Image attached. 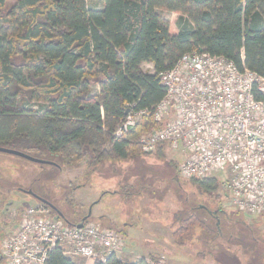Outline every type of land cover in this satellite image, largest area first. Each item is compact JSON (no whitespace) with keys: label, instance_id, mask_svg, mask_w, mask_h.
Masks as SVG:
<instances>
[{"label":"trees","instance_id":"16d2710c","mask_svg":"<svg viewBox=\"0 0 264 264\" xmlns=\"http://www.w3.org/2000/svg\"><path fill=\"white\" fill-rule=\"evenodd\" d=\"M158 9L184 16L174 28ZM194 50L264 75V0H0V146L61 168L85 155L87 163L135 158L140 137L160 123L147 115L125 137L117 126L131 107L152 110L165 95L158 73ZM194 180L207 193L219 187L215 177ZM178 220L179 244L202 226L196 216ZM46 264L79 263L57 247ZM94 264L148 263L112 254Z\"/></svg>","mask_w":264,"mask_h":264},{"label":"built area","instance_id":"2783aa9c","mask_svg":"<svg viewBox=\"0 0 264 264\" xmlns=\"http://www.w3.org/2000/svg\"><path fill=\"white\" fill-rule=\"evenodd\" d=\"M158 74L163 98L152 110L128 109L116 136H127L153 115L160 126L138 140L143 154L165 149L163 144L181 148L179 174L185 179L212 177L228 166L223 188L233 204L250 215L264 212V75L204 50L183 53ZM57 247L84 264L125 253L115 229L93 222L70 225L40 202L25 203L19 227L2 240L0 256L5 264H46ZM146 260L168 264L163 258Z\"/></svg>","mask_w":264,"mask_h":264},{"label":"rangeland","instance_id":"374dc122","mask_svg":"<svg viewBox=\"0 0 264 264\" xmlns=\"http://www.w3.org/2000/svg\"><path fill=\"white\" fill-rule=\"evenodd\" d=\"M100 2L87 0L90 6ZM158 12L174 28L184 16L166 9H158ZM143 68L152 70L149 63H144ZM92 89L94 93L99 91L97 85ZM31 102L35 108L43 103L41 100ZM163 145L166 146L163 151L140 153L127 160L87 163L85 155L81 163L62 168L0 152V226L2 220L12 223L11 230L0 227V234L4 232L0 236V246L2 240L19 227L25 203H40L22 191L31 189L69 211L67 219L74 223L84 220L91 212L87 222L100 228L111 226L123 237L124 243L139 252L134 254L146 255L154 249L161 253L163 243L159 241L160 238L165 241V238L148 227L153 221V213L164 212V204H169L171 209L175 205H185L182 217L196 216L202 221V226L195 227L193 239L182 244V249L190 252L191 258L196 252L201 257L198 261L204 264H264V212L250 215L233 204L223 188L229 177L228 166L213 173L219 187L216 192L207 193L197 180L180 176L179 166L185 156L182 149ZM135 200L138 205L122 211L125 203ZM3 208L6 210L2 211ZM120 227L128 230H119ZM146 239L154 242L148 243ZM190 255L186 257L190 258ZM118 256L124 261L141 259L131 253ZM190 261L188 263L192 264ZM0 264H5L1 256Z\"/></svg>","mask_w":264,"mask_h":264},{"label":"crops","instance_id":"0c3cea01","mask_svg":"<svg viewBox=\"0 0 264 264\" xmlns=\"http://www.w3.org/2000/svg\"><path fill=\"white\" fill-rule=\"evenodd\" d=\"M149 65L152 68V64L149 63ZM144 66V64H143ZM98 90H99V86H98ZM99 92V91H98ZM143 154V153H142ZM178 173L176 175V178H178ZM17 199V198H14ZM16 201H19L18 199ZM139 202L137 200L132 201V202H127L123 205V212H126L128 210H131L132 208H134V206L138 205ZM185 205L179 206V205H175L174 207H172L173 209H171L169 204H164L163 205V210L164 212L159 213V215H156L155 213H153L154 218L153 221L149 222V228L156 230L158 232L161 233V237L165 238V241H162L160 238L159 243H163L161 244V249L160 251H162L161 253L158 252L156 249L153 250V252H150V254H134L133 252H135L136 250L134 248L129 247V244H126L125 242V247H124V251L125 253H131L133 255H136L135 257H145L146 259L151 258L150 255H153L155 259H159V258H163L166 260V262L168 264H189V260L191 259V261H193L192 264H204L201 261H198L199 258H201L198 254H196L191 258V253L187 252L186 250L182 249V244L176 243L175 240H173V234L176 228H178V217L179 214H183L185 213ZM6 210V208H3L2 211ZM96 214H99V212H96ZM95 214V215H96ZM162 215L164 216V218L162 217ZM12 223H10L9 221L6 220H2L1 222V226L0 227H4V228H9L11 227ZM128 226V224H127ZM103 227H108L111 228V226L108 225H104ZM121 229L119 230H124L126 231V229L128 230L127 227H120ZM11 230V229H10ZM7 232V231H6ZM4 234V232H1L0 236H2ZM146 241L148 243L150 242H154L152 241V239H146ZM157 243V244H159ZM169 244V245H168ZM157 247V246H156ZM158 249V248H157ZM157 251V252H156ZM136 253H139L136 251ZM190 255V258H187L186 256ZM122 259V258H121ZM193 259V260H192ZM134 260H126V262H133ZM78 261L79 264H84V261L81 260H76ZM190 261V262H191ZM88 264H94V262H89Z\"/></svg>","mask_w":264,"mask_h":264},{"label":"water","instance_id":"95a60500","mask_svg":"<svg viewBox=\"0 0 264 264\" xmlns=\"http://www.w3.org/2000/svg\"><path fill=\"white\" fill-rule=\"evenodd\" d=\"M129 110L126 112L128 113ZM0 152L6 153V154H11V155H16V156H20L22 158H25L27 160L33 161V162H37V163H42V164H53V165H57L56 162L51 161L49 159H43V158H39L36 157L30 153H27L25 151L19 150V149H15V148H10V147H5V146H0ZM25 193L30 194L32 196H34L39 202L46 204L47 206H49L51 209H53L55 212L58 213L59 217H62L68 224L70 225H76L78 227L83 226L84 222L87 220V218H89L92 214L91 212L86 215L84 218V220L80 221L79 223H74L70 220H68L64 213L62 211H58V208L51 202L47 201L46 199H44L43 197L35 194L31 189L28 190H23Z\"/></svg>","mask_w":264,"mask_h":264},{"label":"flooded vegetation","instance_id":"af4514ba","mask_svg":"<svg viewBox=\"0 0 264 264\" xmlns=\"http://www.w3.org/2000/svg\"><path fill=\"white\" fill-rule=\"evenodd\" d=\"M23 191V190H22ZM24 192V191H23ZM25 193V192H24ZM27 194V193H26ZM28 195H30V194H28ZM32 196V195H31ZM44 199H46L47 201H49V202H51V203H53L57 208H58V211L60 210V211H62L63 213H64V215H65V217L66 216H68L69 214V211H65V210H63L62 208H61V205H58V203L57 202H54V201H52V200H50V199H48V198H46L45 196L43 197ZM57 213V212H56ZM58 214V213H57Z\"/></svg>","mask_w":264,"mask_h":264}]
</instances>
